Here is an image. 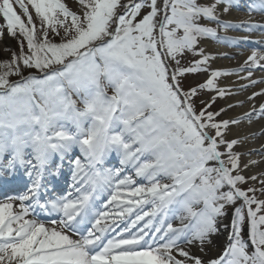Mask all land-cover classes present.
Returning a JSON list of instances; mask_svg holds the SVG:
<instances>
[{
  "label": "snow or ice",
  "instance_id": "snow-or-ice-1",
  "mask_svg": "<svg viewBox=\"0 0 264 264\" xmlns=\"http://www.w3.org/2000/svg\"><path fill=\"white\" fill-rule=\"evenodd\" d=\"M78 3L79 14L61 0H0V33L19 45L0 62V175L19 166L29 179L0 202V264H264V199L256 196L264 195V173L246 178L259 161L241 165L240 139H227L230 126L264 118V102H254L264 89L247 97L252 105L240 116L217 119L244 101L209 110L234 94L219 77L237 75L247 81L241 90L264 83L253 78L264 72V51L253 48L238 68L213 70L215 56L200 46L249 42L221 35L228 30L264 34V23L251 19L264 15V0H250L249 18L238 22L223 17L240 0ZM253 43L264 48V40ZM188 54L198 58L185 64ZM200 72L207 79L185 88L186 74ZM205 90L215 95L197 110L194 98ZM89 102L105 114L115 169L98 167L102 157L78 131L98 115L77 107ZM74 147L83 161L71 159ZM53 153L61 161L54 169ZM65 160L69 189L42 201L45 177L58 175ZM248 180L261 187L243 189ZM229 207L223 250L205 260Z\"/></svg>",
  "mask_w": 264,
  "mask_h": 264
},
{
  "label": "bare ground",
  "instance_id": "bare-ground-1",
  "mask_svg": "<svg viewBox=\"0 0 264 264\" xmlns=\"http://www.w3.org/2000/svg\"><path fill=\"white\" fill-rule=\"evenodd\" d=\"M237 12V9L232 8L231 11L223 18L232 20L234 22L249 18L248 15L242 12ZM251 19L253 21L256 20L254 16H251ZM0 25H3L2 18H0ZM5 34H7L6 29L0 33V48L2 45L7 43L8 39ZM224 34L232 37H243L247 35L249 36V42L239 41L237 44L229 45L227 43H218L211 39L203 41L200 46L205 49L206 53L215 56V59L210 61V68L213 70L238 68L244 62L247 56L251 54L253 48L264 51V48H262L261 45L253 43L254 41L264 40V34L259 33L258 31L245 33L242 29H235L228 30L227 33L221 32V35ZM225 53L227 55H222ZM240 75L245 74L241 73ZM261 77H264V72H254V79H259ZM244 83H247V81L238 79L237 75L235 74L222 76L217 79V85L219 87L231 88L232 92L234 93L221 98L223 107L229 104H236L237 101H244L242 105L232 107L222 114L223 119L237 117L247 112L252 105V102L248 101L247 97L253 92H258L261 89H264V83H257L255 86H250L246 90L239 89V85ZM254 102L257 106L261 102H264V95L257 97ZM233 138L240 139V143L234 146V151L245 153V155H242L240 158L241 165L247 163L249 160L259 161V163L256 165L250 166L249 169L245 170L243 175L250 177L255 174L259 177V174L264 173V118L254 117L251 122L248 120H243L238 125L230 126V129L227 133V139L231 140ZM252 182L255 183L258 181ZM9 187L10 185L7 182H0L1 191H5ZM15 192H6L5 196ZM222 224L227 225V227H221L220 234L212 238L213 245L206 248L207 255L203 257L205 260L219 256L223 250L227 233L229 232L230 228V219H222ZM173 225L179 226V221L175 220ZM192 252L196 255H202V253H200L196 247L192 248Z\"/></svg>",
  "mask_w": 264,
  "mask_h": 264
},
{
  "label": "rangeland",
  "instance_id": "rangeland-1",
  "mask_svg": "<svg viewBox=\"0 0 264 264\" xmlns=\"http://www.w3.org/2000/svg\"><path fill=\"white\" fill-rule=\"evenodd\" d=\"M61 2L65 3L67 7H69L70 10L72 11H77L79 14V9H80V5L78 4L76 6L77 3L74 2V0H61ZM203 2V0H202ZM29 10H30V14L33 15V18L35 20V12L34 10L31 9V6L29 5ZM17 11L19 12V8H17ZM144 11H147V9H145ZM143 14V12H142ZM141 14V15H142ZM62 18V17H61ZM26 19V18H25ZM205 22V21H202ZM37 23V27L39 28L40 24L39 21H36ZM62 34V31H61ZM7 36V43H5L4 45H2V47L0 48V62L6 61L11 59V52L12 51H16L17 53L19 52V45L17 42V39L14 37L9 36L8 34H5ZM203 40L200 41V45L201 42ZM26 47V44H25ZM197 57H193L192 55L188 54L185 55V57L183 58V63L187 64L190 63L192 60L196 59ZM30 70L25 69L24 74L27 75L28 72ZM34 71V70H31ZM27 73V74H26ZM17 76H11L10 80H17ZM207 79V73L205 74H201V73H196V74H186L184 81H183V85L185 88H188L190 85H197L203 81H205ZM215 95L214 92H209V91H201L195 98V105L197 110H199L202 105L200 103L201 100H209L211 98V96ZM223 108V104L221 102V98L217 97V99L215 100V102L212 104L211 108L209 109L210 111L216 112L217 110ZM218 120H223L222 115L217 117ZM247 178V176H245ZM255 186L257 189H259L261 187V184L259 182H255L253 183L251 180H248L247 183L241 185V187L243 189H247L249 186ZM249 195H251V193H249ZM256 196L258 199H263V195L260 192L256 193ZM231 210L232 208L229 207L227 209L228 215L225 216L224 218H230L231 217ZM261 214H264V212H262ZM245 233H246V228H245ZM249 251V249H248Z\"/></svg>",
  "mask_w": 264,
  "mask_h": 264
},
{
  "label": "clouds",
  "instance_id": "clouds-1",
  "mask_svg": "<svg viewBox=\"0 0 264 264\" xmlns=\"http://www.w3.org/2000/svg\"><path fill=\"white\" fill-rule=\"evenodd\" d=\"M85 116H93V113L98 115L93 116V119L87 123V126H82L78 131L80 135L88 140L85 145L90 152L97 157H106L111 151L110 137L107 134V121L103 111H100L97 106L91 102L87 105L77 106Z\"/></svg>",
  "mask_w": 264,
  "mask_h": 264
}]
</instances>
